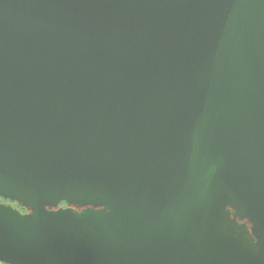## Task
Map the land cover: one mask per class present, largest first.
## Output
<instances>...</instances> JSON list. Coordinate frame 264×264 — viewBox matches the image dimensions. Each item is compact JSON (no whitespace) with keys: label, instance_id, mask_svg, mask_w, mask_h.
<instances>
[{"label":"water","instance_id":"95a60500","mask_svg":"<svg viewBox=\"0 0 264 264\" xmlns=\"http://www.w3.org/2000/svg\"><path fill=\"white\" fill-rule=\"evenodd\" d=\"M0 198L3 264H264V0H0Z\"/></svg>","mask_w":264,"mask_h":264},{"label":"flooded vegetation","instance_id":"af4514ba","mask_svg":"<svg viewBox=\"0 0 264 264\" xmlns=\"http://www.w3.org/2000/svg\"><path fill=\"white\" fill-rule=\"evenodd\" d=\"M0 202L3 203V204H5V205H11L14 208H17V209L21 210L22 212H26L25 209L19 208V206L16 203H11L10 201H6V200H3L1 198H0ZM0 264H3V263L0 262Z\"/></svg>","mask_w":264,"mask_h":264}]
</instances>
